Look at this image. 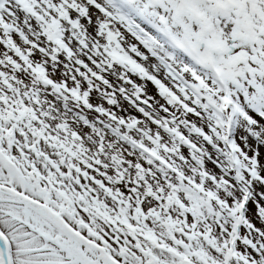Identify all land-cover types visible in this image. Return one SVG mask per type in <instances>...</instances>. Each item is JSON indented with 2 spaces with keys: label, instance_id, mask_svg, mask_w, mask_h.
Returning a JSON list of instances; mask_svg holds the SVG:
<instances>
[{
  "label": "snow or ice",
  "instance_id": "snow-or-ice-1",
  "mask_svg": "<svg viewBox=\"0 0 264 264\" xmlns=\"http://www.w3.org/2000/svg\"><path fill=\"white\" fill-rule=\"evenodd\" d=\"M0 264H264V0H0Z\"/></svg>",
  "mask_w": 264,
  "mask_h": 264
}]
</instances>
